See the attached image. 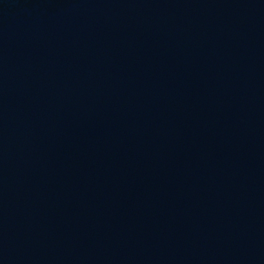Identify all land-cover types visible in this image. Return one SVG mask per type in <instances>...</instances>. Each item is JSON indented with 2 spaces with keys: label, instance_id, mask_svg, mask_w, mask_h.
Returning a JSON list of instances; mask_svg holds the SVG:
<instances>
[{
  "label": "water",
  "instance_id": "1",
  "mask_svg": "<svg viewBox=\"0 0 264 264\" xmlns=\"http://www.w3.org/2000/svg\"><path fill=\"white\" fill-rule=\"evenodd\" d=\"M0 264H264V0H0Z\"/></svg>",
  "mask_w": 264,
  "mask_h": 264
}]
</instances>
